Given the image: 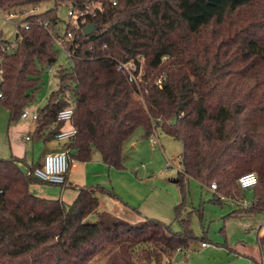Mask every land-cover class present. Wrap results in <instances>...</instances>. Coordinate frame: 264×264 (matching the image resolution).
<instances>
[{"label": "trees", "instance_id": "obj_1", "mask_svg": "<svg viewBox=\"0 0 264 264\" xmlns=\"http://www.w3.org/2000/svg\"><path fill=\"white\" fill-rule=\"evenodd\" d=\"M47 1L55 6L22 18L29 28L18 25L12 41L0 38V102L10 120L18 121L33 101L39 65L58 58L55 37L40 22L54 28L60 3L85 11L82 28L69 21L57 34L74 33L76 55L36 110L34 134L51 142L73 126L75 136L61 147L69 150L71 167L97 150L118 169L125 144L140 128L145 137L156 127L180 140L182 201L175 216L183 230L154 217L131 223L100 211L98 193L123 202L101 185H72L78 194L70 204L35 195L31 185L51 184L34 174L43 159L27 163L12 154L0 157V264H89L112 245L111 264H179L174 254L199 239L192 212L184 214L187 178L206 187L216 183L212 201L222 204L220 195L243 196L238 179L253 172V201L231 215L264 212V0H0V8L11 12ZM89 24L96 30L85 34ZM139 57L143 73L135 82L118 61L139 64ZM70 105L71 121H58ZM257 243L264 247V234L258 232Z\"/></svg>", "mask_w": 264, "mask_h": 264}, {"label": "rangeland", "instance_id": "obj_2", "mask_svg": "<svg viewBox=\"0 0 264 264\" xmlns=\"http://www.w3.org/2000/svg\"><path fill=\"white\" fill-rule=\"evenodd\" d=\"M54 6L53 1H47L38 6L17 8L13 12L20 13L22 10L25 12L22 16L12 20H7L0 12V38L12 41L16 35V24L22 18ZM70 7V3H60L57 6L59 22L52 28L53 32H64L65 26L70 20L68 14ZM32 8L35 9L34 12H32ZM8 13V11L5 12L6 15ZM71 66V59L61 49H59L57 61L52 64L51 72L48 65H39L42 72L41 83L35 92L33 101L28 105L30 111H35L47 104L51 93L59 87L57 76L59 69ZM33 123L30 119L23 120L21 118L17 122L10 123V114L0 102V157H10L11 149L21 155L25 154V151H28L30 155L33 150L35 154L38 153V145H35L38 139L36 137L32 140L27 139V136L33 135L30 129ZM14 125H19V127L14 129ZM157 135L159 140L152 142L151 137L155 138ZM59 146L61 148L63 144L60 143ZM182 152L183 143L166 134L162 129L145 137L143 129L140 128L124 146L123 167L121 169L112 167L110 177L107 176L110 183L109 188L115 191L113 184L118 183L120 189L126 192L134 190L151 193L145 205L147 209L145 215L163 220L171 226L173 231H182L183 227L175 216V206L182 201L180 184L175 181L179 170L182 169L180 162ZM95 154L98 156L97 150ZM169 161L172 162L171 167L167 166ZM102 162L103 165L104 162ZM97 165L94 163L91 167L90 173L97 175L90 180L88 186H102L99 182L101 167ZM21 166L26 169L25 164H21ZM186 185L187 196L184 214L192 212L191 228L199 239L191 242L189 248L177 251L172 259L179 264H264V247L257 243L258 231L261 226L264 233V212L231 215L237 208L245 207L230 204L228 200H223L222 204L214 203L212 201L214 193L210 187L203 186L194 178H187ZM45 186L51 185L40 182L33 184L32 193L41 195ZM59 187L61 186L55 187V192L59 190ZM242 198L251 203L253 194L248 189L244 190ZM107 199L109 197L102 195V209H108L109 212L111 211L110 213L116 215ZM70 203L72 202L67 201V204ZM119 215L115 217H120L131 223H141L145 219V216H135L134 218ZM92 219H95L94 216H90V220ZM203 240L208 242V247L201 246ZM115 250H117L116 245L106 247L89 264H111L112 253Z\"/></svg>", "mask_w": 264, "mask_h": 264}, {"label": "built area", "instance_id": "obj_3", "mask_svg": "<svg viewBox=\"0 0 264 264\" xmlns=\"http://www.w3.org/2000/svg\"><path fill=\"white\" fill-rule=\"evenodd\" d=\"M113 4H116V1H113ZM96 7L99 10H102L101 5H97ZM34 10L35 9L32 8V12H34ZM0 12L5 16L7 20H12L19 16H22L25 10H23L20 13H15L11 11L8 13V15H6L5 14L6 11L0 8ZM68 14H69L70 23L73 26H75L77 30L82 28L83 24H85L86 22L85 21L86 12L79 10L71 5L68 11ZM20 24H23L25 28H29V23H22L21 21L18 24H16V28ZM40 24L46 27L54 35L55 43L59 49L63 50L70 59L75 57L77 45L75 46V43H73L74 33L72 31H69L65 39H62L61 37L57 36L58 34L57 32H53L49 21L46 20V21L40 22ZM63 33H60V34H63ZM66 42H71L72 43L71 47H68L66 45ZM138 61H139V64H137L135 61H132V60L127 61V62L118 61L119 69H122L126 73H128L130 80L135 81V82H138V80L141 79V75L143 73V58L139 57ZM48 68L51 72L52 65H48ZM157 83L161 84L162 79H159ZM73 114H74V105H70L62 109L58 113L57 120L70 122L73 117ZM27 118H31L32 120L36 121L38 118L37 111L34 112V111H30L28 108H25V110L21 114V119H27ZM158 129L154 127V132L157 131ZM75 134H76V129L73 126H69L68 128H65L62 132H60L57 135L56 140L59 142H63V143L69 142L71 138L75 136ZM158 140H159L158 135L155 136V138L151 137L152 142H156ZM70 163H71V160H70V153L68 149H60V150L51 151L44 155L43 160H42V165L35 169L34 174L38 178H40L42 181H45L47 183L65 186L67 182V176L71 168ZM167 166L171 167L172 162L169 161L167 163ZM257 181H258L257 175L253 172L244 174L238 179L239 186L243 191L253 187L257 183ZM210 189L213 192H215L217 189V184L216 183L211 184ZM220 198L222 200H228L230 204H236L241 207H248L251 204V203H248L242 197L233 198V197H226L224 195H220ZM208 245L209 244L207 242L201 243L202 247H207Z\"/></svg>", "mask_w": 264, "mask_h": 264}, {"label": "crops", "instance_id": "obj_4", "mask_svg": "<svg viewBox=\"0 0 264 264\" xmlns=\"http://www.w3.org/2000/svg\"><path fill=\"white\" fill-rule=\"evenodd\" d=\"M16 33H17V29H16ZM16 36V35H15ZM38 109V108H37ZM36 109V110H37ZM35 110V111H36ZM34 111V112H35ZM30 119L33 123L32 127H30L31 132H32V136H27L28 140H32L34 137H36L38 139V142L35 145H38V153L35 154V151L33 150L31 152V154H28V151H25V154L21 155L19 153L14 152V149H11L12 152L11 154L16 155L18 157H24L27 161V163H31L33 161H36L38 159L42 160L44 155L48 152L51 151H55V150H59L61 149L59 144L63 142H59L56 139L51 141V142H44L42 138L37 137L34 134L35 131V127H36V121L32 120L31 118H27V119H23V120H28ZM11 122H17V121H11ZM17 125V124H16ZM14 125V129L18 128V126ZM69 126H67L68 128ZM95 151L93 152L92 155V159L86 162H80V161H74L72 167L69 170L68 176H67V182L65 186H61L59 187L57 190V192H55V187L56 186H60V185H54V184H47V185H51V186H45V189H43L41 195L38 196H42V197H46V198H59L61 200H63L64 202L67 203V201L69 202H73L72 200H74L78 194L77 190L75 188L72 187V185H88L90 183V180L95 177L97 174H91V167L92 165L98 164L97 166L101 167L100 169V184H102V186H104L105 188L111 190L110 187V183L108 180V177H110V172L112 171V167H109V165L101 164V157L100 154H98V156H96ZM99 153V152H98ZM109 167V168H108ZM118 180V179H117ZM120 185L118 183L113 184V189L115 190V193L123 200V202H125L127 205H125L123 202H121L120 200L104 194V193H98L99 198H100V202L102 199V195L109 197V199H107V201H109L115 212L116 215L120 214L119 216H128V217H148V215L146 214V202L147 199L150 197L151 193H147V192H141V191H134L136 193L130 192V191H125L120 189ZM30 190L32 191V185L30 186ZM33 192V191H32ZM111 199V200H110ZM102 204V202H101ZM145 207V208H144ZM135 208V209H133ZM146 210V211H145ZM100 211H105V212H109L108 209H102V207L100 206ZM112 214V213H110ZM113 216H116L114 214H112ZM118 216V217H119ZM94 218H97V215L94 216ZM120 218V217H119ZM92 219V220H95ZM122 219V218H121ZM262 227V226H261ZM259 228V231L261 234H264L262 231V228ZM208 247V246H207ZM206 248V247H203Z\"/></svg>", "mask_w": 264, "mask_h": 264}, {"label": "water", "instance_id": "obj_5", "mask_svg": "<svg viewBox=\"0 0 264 264\" xmlns=\"http://www.w3.org/2000/svg\"><path fill=\"white\" fill-rule=\"evenodd\" d=\"M96 30V26L94 24H89L84 28L85 34H90ZM176 122V119L173 120V124ZM175 181H178L177 179Z\"/></svg>", "mask_w": 264, "mask_h": 264}]
</instances>
